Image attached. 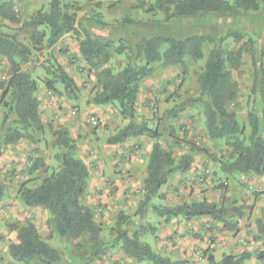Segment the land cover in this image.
Returning <instances> with one entry per match:
<instances>
[{"label":"trees","instance_id":"trees-1","mask_svg":"<svg viewBox=\"0 0 264 264\" xmlns=\"http://www.w3.org/2000/svg\"><path fill=\"white\" fill-rule=\"evenodd\" d=\"M231 1L155 0L154 5L147 9L161 11L165 23L188 19L207 20L188 34L175 31L167 34L154 32L148 29L145 23L130 18L107 23L96 12L77 18L78 9L72 4H64L62 0H49L47 11L38 12L24 23L23 28L32 30L29 37L32 49L22 44L15 34L0 30V57L7 62L11 72L0 97V105L4 108L0 126V155L2 149L7 146L23 140L37 143V136H42L45 130L52 131V123L45 126L39 116V103L35 96L37 82L21 70V65L34 57L32 50L40 48L43 44L51 48L66 34L78 36L80 58L89 67L88 70L97 72L99 91L91 102L96 106L115 104L121 117L128 119L124 128L107 139L108 145H117L136 137L156 140L157 133L136 118L137 102L144 80L152 75L154 64L183 66L187 57L193 61L201 60L202 47L209 44L212 47L198 76L200 93L195 100L203 105L207 137L211 141L224 138L230 140L229 147L234 158L220 165L223 172L252 174L257 177L263 175L264 123L253 111L248 113L250 132L247 137H243L244 127L227 108L236 98V85L226 63L232 69L238 68L243 51L253 43L251 38L244 42V33L231 25L230 18L249 12L264 15V0ZM139 3L141 7L144 6L143 1L139 0ZM0 18L11 23L18 22L12 1H0ZM39 28L43 29L38 30ZM120 32L129 36L128 41L120 37L115 38ZM228 38L239 45L238 51L224 52L222 43ZM124 54L126 63L115 73L108 64L113 56ZM44 70L53 77L52 81H57L62 86L66 96L77 100L79 88L63 67L46 61ZM254 70L257 76V73L262 71L261 64L254 62ZM255 84L256 78L254 86ZM46 87L51 89L53 85L48 81ZM181 106L172 109V116L183 107ZM55 145L58 149V171L34 189L20 188V200L26 208L43 207L49 215L48 223L59 237L91 238L92 249L87 251L88 261L99 260L107 253V244L97 239L99 228L94 222L92 210L81 201L89 171L77 155V145L66 130L61 129L55 133ZM190 163L191 157L185 155L176 163L172 152L164 150L156 141L149 153L144 197L135 215L143 220L146 212L152 210L157 217L165 218L166 221L177 217L189 220L208 216L220 224L223 230H236L238 220L242 218V210L232 204L216 205L204 201L165 208L152 205V198L167 183L169 177L177 172H185ZM38 170H47L40 157H36L31 163L29 172L33 174ZM3 198L4 190L0 187V201ZM126 220L127 216L120 212L118 226L125 224ZM120 226L115 243L120 244L128 259L137 264H186L182 261L171 262L155 254L147 244L140 242V235L144 232L142 229L129 236L128 231ZM15 230L17 242L8 249L12 261L19 264H61L58 252L41 239L32 223H25ZM145 231L155 232L152 227ZM258 231L262 232L263 228L259 226ZM247 258V254H242L226 256L220 263H216L212 257L207 260L209 264H241Z\"/></svg>","mask_w":264,"mask_h":264},{"label":"rangeland","instance_id":"rangeland-1","mask_svg":"<svg viewBox=\"0 0 264 264\" xmlns=\"http://www.w3.org/2000/svg\"><path fill=\"white\" fill-rule=\"evenodd\" d=\"M9 1H12L18 22L11 23L0 18V30L7 34H15L22 44L32 49L33 46L29 40L32 30L23 28V25L38 12L47 11L49 0ZM141 1L144 2L143 7L140 6L139 0H62L64 4H72L78 9L76 11L77 18L86 16L91 12L98 13L100 18L107 23H116L123 18H130L145 23L151 31L163 34L172 31L188 34L196 30L200 24L207 22L205 18H202L165 23L161 11L157 9L147 11L149 7L154 5L155 0ZM228 1L232 2L231 0ZM229 22L233 27L242 30L244 42H247L249 38L253 40V43L243 51L238 68L232 69L226 63L231 72L232 81L236 85V98L228 104L227 108L235 114L239 124L244 127L243 137H247L250 132L247 120L248 113L253 111L264 123V15L249 12L230 18ZM40 29L43 28L38 30ZM64 37L65 39H63ZM119 37L127 41L129 39V36L124 32L115 36L116 39ZM63 38L61 39L71 41L74 47L58 48V46H53L48 48L43 44L40 48L32 50L34 57L31 61L21 65V70L37 82L35 96L39 103L38 112L41 122L45 126L52 123L53 128L51 132L45 130L42 136H37L36 138L39 139L37 143L23 140L15 145L7 146L1 151L0 187L4 190V198L0 201V242L5 246L0 249V264H19L10 259L8 249L9 246L17 242L15 229L25 223H32L41 239L58 252L61 264H98L105 262L106 259L117 262L123 261V264H137L124 255L119 243H115L117 230L120 226L117 224L120 212L113 213L109 216V221L106 222L104 220L105 215L101 213L102 211L97 207L96 202L93 207L89 206L94 222L99 228L97 239L107 244L108 249L107 253L99 260L89 262L87 251L92 249L91 238L88 236L78 239L59 237L48 223L49 215L43 207L26 208L20 200V188L34 189L52 173L58 171L59 161L56 158L58 149L55 145V133L57 131L66 130L69 137L77 145V155L83 156L82 160L90 163L91 157L100 156L101 150H104L106 146L107 139L117 134L128 124V119L121 117L115 104L102 105L100 106L102 110H94L99 108L91 102V99L99 91L97 72L88 70L89 67L78 57L76 53L78 36L66 34ZM211 47V45L205 44L202 47L203 58L193 61L187 57L183 66L154 64L152 75L144 80L145 89L139 94L140 102H137L136 118L138 121L147 124L158 135L156 140L147 138L148 141L152 145L157 141L164 150L171 151L176 163L181 156L191 157L193 154L204 155L219 165L228 163L234 158L229 147V139L224 138L215 141L208 139L205 131L203 105L201 102L195 101L200 93L198 76L203 70ZM222 48L225 53L236 52L239 45L228 38L222 43ZM260 55L262 56L259 58ZM46 61L61 67L63 65L75 67L76 71L73 75L75 78L73 76L71 78L79 88L77 100L66 96L62 86L57 81H52L54 79L50 74H46L44 70ZM254 62L262 66L263 72L257 73V76L255 75ZM125 63V54L115 55L108 66L116 73L124 67ZM10 73L7 62L0 57V97L6 87ZM255 78L257 84L254 86ZM48 81L52 83L53 88L48 89L46 87ZM45 101L46 103L51 102L49 105L51 115L46 108L41 110V105ZM145 102L151 103L153 106H147L150 110H148L146 117L139 112V108L143 107ZM178 106L182 108L175 113V116H172V109ZM54 112L59 115V118H55ZM3 113L4 108L1 104L0 126ZM79 118L86 120V122L78 125L77 120ZM59 120L63 123L60 128L54 123L56 121L59 123ZM36 157H40L44 161L47 170H38L31 174L29 168ZM144 159L145 162L148 160L146 156ZM248 175L252 174H242L244 177ZM257 178L261 181V188L252 189L248 184H245L247 193L240 205L241 210H243L242 218L238 220L240 229L228 231L231 236H238L241 231L246 230L247 238H244L245 248L243 249L248 253V264H264V174ZM88 183L89 181H87L85 192L81 198L83 205L92 199L88 195ZM218 187L224 188L226 186H224V182H220ZM141 196L139 200L133 201L128 214L122 212L127 216V220L120 228L126 229L129 236L140 229L144 231L140 236L148 234L149 231H145L150 228V224L147 222L148 213L157 217L152 210L146 212L143 220L135 215L144 194ZM157 196L158 194L152 198V205L157 206L160 203V200L156 198ZM159 197L161 200L171 199L165 207L180 205L178 200L170 197L167 199L162 193L159 194ZM259 226L263 228L262 232L258 231ZM150 239L152 238H149L148 241ZM244 254L246 253L244 252ZM140 264L146 263L141 262Z\"/></svg>","mask_w":264,"mask_h":264},{"label":"crops","instance_id":"crops-1","mask_svg":"<svg viewBox=\"0 0 264 264\" xmlns=\"http://www.w3.org/2000/svg\"><path fill=\"white\" fill-rule=\"evenodd\" d=\"M63 39L55 47H74L71 41ZM76 53L80 57L78 47ZM63 68L70 77L76 71L74 66L69 67L66 65L65 67L63 65ZM73 78L75 77L73 76ZM144 89L143 84L141 91ZM49 105H51V102L46 103L45 101L41 105V110L46 108L50 113ZM149 105L151 103L145 102L144 106L139 108V112L143 113L145 117L148 115V110H150L147 107ZM94 110H102V107L99 106ZM54 113L55 118H59V115L56 112ZM77 121L78 125L86 122V120L80 118ZM54 123L59 128L63 124L61 120H59V123L57 121ZM151 146L152 144L147 137L131 138L117 145L106 143L100 156L91 157L92 161L90 163L83 160L89 171L88 195L92 198L85 205L93 207L96 202L97 207L102 211L101 213L105 215L104 220L106 222L109 221V216L113 213L125 212V214H128L133 201L135 199L139 200L142 197L141 195L144 194V181L147 177L148 164V160L145 162L144 156L147 159L149 158ZM79 157L83 159V156L80 155ZM220 182H224L226 187H218ZM245 184H248L252 189L261 188L262 186L261 181L256 176L248 175L244 177L242 174H227L212 159L204 155L193 154L188 170L170 176L167 183L158 190L156 198L160 200L161 207H165L170 203L171 199L169 197L178 200L177 202L180 205L205 201L209 204L221 205L225 203L240 207L247 193ZM160 193L169 200H161ZM153 216V214L148 213L147 222L155 232H148V234L140 236L139 240L147 244L155 254L167 258L171 262L195 263V251H199L204 256V260L196 264H209L208 257H212L216 263H220L226 256L242 255L244 252L248 254L243 249L245 248L244 238H247L246 230L241 231L238 236H231L230 232L223 230L220 224L208 216L189 220L177 217L168 221L165 218L161 219ZM239 229L240 226L237 227V230ZM149 238L152 239L148 241ZM4 246L0 242V249ZM202 251L204 252L202 253ZM104 261L97 263L123 264V261L117 262L112 259ZM241 264H248V260L245 259Z\"/></svg>","mask_w":264,"mask_h":264},{"label":"built area","instance_id":"built-area-1","mask_svg":"<svg viewBox=\"0 0 264 264\" xmlns=\"http://www.w3.org/2000/svg\"><path fill=\"white\" fill-rule=\"evenodd\" d=\"M194 253L196 256V261L192 264L200 263L202 260H204V256L199 251H195Z\"/></svg>","mask_w":264,"mask_h":264}]
</instances>
